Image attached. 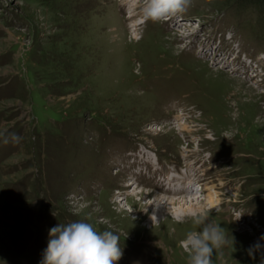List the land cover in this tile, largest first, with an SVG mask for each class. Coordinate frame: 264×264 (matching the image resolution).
<instances>
[{"label": "rangeland", "instance_id": "rangeland-1", "mask_svg": "<svg viewBox=\"0 0 264 264\" xmlns=\"http://www.w3.org/2000/svg\"><path fill=\"white\" fill-rule=\"evenodd\" d=\"M143 5L0 0V264H40L49 230L80 220L120 237L116 264H187L181 242L203 217L227 238L213 264L264 260L247 251L264 245V14L190 0L138 30ZM141 146L161 168L140 158L137 183L158 191L180 167L200 215L177 221L179 204L160 214L161 194L129 187Z\"/></svg>", "mask_w": 264, "mask_h": 264}, {"label": "clouds", "instance_id": "clouds-1", "mask_svg": "<svg viewBox=\"0 0 264 264\" xmlns=\"http://www.w3.org/2000/svg\"><path fill=\"white\" fill-rule=\"evenodd\" d=\"M190 0H144L142 15L145 20H159L184 12ZM13 142L19 138L12 134ZM8 143V137H4ZM200 231H189L181 244L188 254L187 264H213V255L226 244L224 228L204 218H196ZM47 247L40 264H116L123 256L120 237L113 231H98L83 220L58 224L49 230ZM264 240V236L260 238ZM264 249L259 241L247 250L255 258ZM264 257V254H262ZM264 264V260H261Z\"/></svg>", "mask_w": 264, "mask_h": 264}, {"label": "bare ground", "instance_id": "bare-ground-1", "mask_svg": "<svg viewBox=\"0 0 264 264\" xmlns=\"http://www.w3.org/2000/svg\"><path fill=\"white\" fill-rule=\"evenodd\" d=\"M145 23V22H144ZM247 121V120H246ZM103 148V147H102ZM255 154V153H254ZM258 154V153H257ZM261 155V154H260ZM261 157V156H260ZM263 158V157H262ZM192 170V169H191ZM108 172V171H107ZM91 173V172H90ZM89 173V174H90ZM93 174V173H92ZM91 174V175H92ZM90 175V176H91ZM96 175H97V173H96ZM89 176V177H90ZM103 176H104V174H103ZM106 176V175H105ZM148 176V175H147ZM197 176V175H196ZM93 177H94V175H93ZM92 177V178H93ZM111 177V176H110ZM175 178L177 177V176H174ZM180 179H182V178H184L185 179V177L186 176H178ZM107 180V179H106ZM173 180H174V178H173ZM130 181V180H129ZM91 182V181H90ZM93 182V181H92ZM104 182V181H103ZM111 182V181H110ZM120 183V182H119ZM130 183H132V182H130ZM171 183H172V181L169 179V183L167 184V185H171ZM90 184V183H89ZM134 182L129 186L130 188L132 187V186H134ZM181 184H182V181L180 180V181H178V184L176 183V186H178L177 188L175 187V192H174V194H179V193H181V191L183 190L184 191V188H182V187H180L181 186ZM126 187H128V185L126 186ZM214 187V186H213ZM210 190H212L211 188H209ZM215 189V188H214ZM187 191H189V190H187ZM124 194H125V192H123ZM140 193H142V194H144V193H146V192H144V191H140ZM184 193H186L185 191H184ZM188 193V192H187ZM215 193H217V192H215ZM131 194V193H130ZM138 194V193H137ZM147 194V193H146ZM152 194H154V193H152ZM191 194H193L192 192H189V195H191ZM212 194V193H211ZM148 195H150L149 193H148ZM188 195V194H187ZM186 194H185V196H181V197H179V198H172V197H170L171 199H169L168 197H161V196H159V195H157V197L159 198L158 200H154V202H150V207H152L153 209L155 208V210H157L160 214L161 213H163V214H167L168 212H171V211H168V210H170L171 208V206H174V205H176V204H179L180 206V211L181 210H183V214L182 215H179L178 213H179V210L177 211L176 210V214L175 215H177L178 217H176V220L177 221H184L185 219H186V217H187V219L189 218L188 216H190L189 214L192 212V213H194L196 216L201 212V208L203 207V205L202 204H204L205 202H203V200H201L200 201V199L199 198H201V197H196V196H193L191 199H188L186 196H187ZM217 195V194H216ZM219 196H220V194H218ZM156 196V195H155ZM209 196H211V195H209ZM215 195H213V196H211L210 197V202L209 203H211L212 204V206H214V205H216L215 204V202H214V200H215V197H214ZM143 198V197H142ZM217 199V198H216ZM128 200V199H127ZM132 200V199H131ZM217 201H218V199H217ZM149 203V202H148ZM147 203V204H148ZM208 203V204H209ZM189 204V205H188ZM182 206H183V208H182ZM185 206H188V211L185 209L184 210V207ZM204 208V207H203ZM173 211V210H172ZM204 211V210H203ZM202 211V212H203ZM154 214L152 215V220L154 221V226H151L152 228L153 227H155V226H157V223H159L160 222V220L158 219L159 217H161V216H159V215H157V214H155V212H153ZM157 213V212H156ZM200 215V214H199ZM209 215V214H208ZM173 216V215H172ZM190 218H192V217H190ZM195 218V217H194ZM204 218V217H203ZM158 222H157V221ZM186 221V220H185ZM192 221V220H191ZM178 222H176V223H174L175 225H178L177 224ZM183 228V227H182ZM173 230H175V229H173ZM182 230V229H181ZM156 242V241H155ZM159 242V241H158ZM179 243V242H178ZM170 246V245H169ZM167 249V248H166ZM173 250V249H172ZM174 251V250H173ZM256 256V255H255ZM185 257V256H184ZM174 259V258H173ZM224 263V262H223Z\"/></svg>", "mask_w": 264, "mask_h": 264}, {"label": "trees", "instance_id": "trees-1", "mask_svg": "<svg viewBox=\"0 0 264 264\" xmlns=\"http://www.w3.org/2000/svg\"><path fill=\"white\" fill-rule=\"evenodd\" d=\"M234 1L240 8L256 9L264 14V0H229Z\"/></svg>", "mask_w": 264, "mask_h": 264}]
</instances>
